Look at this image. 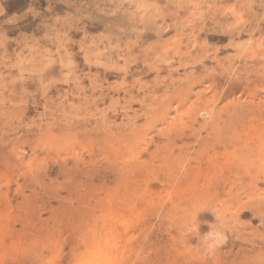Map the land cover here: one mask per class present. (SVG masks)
<instances>
[{
	"label": "rangeland",
	"instance_id": "obj_1",
	"mask_svg": "<svg viewBox=\"0 0 264 264\" xmlns=\"http://www.w3.org/2000/svg\"><path fill=\"white\" fill-rule=\"evenodd\" d=\"M0 264H264V0H0Z\"/></svg>",
	"mask_w": 264,
	"mask_h": 264
},
{
	"label": "bare ground",
	"instance_id": "obj_2",
	"mask_svg": "<svg viewBox=\"0 0 264 264\" xmlns=\"http://www.w3.org/2000/svg\"><path fill=\"white\" fill-rule=\"evenodd\" d=\"M58 45H59V44H58ZM60 49H61V48H60ZM87 52H88V51H87ZM90 52H91V51H90ZM58 54H59V53H58ZM65 54H66V53H65ZM88 54H89V53H88ZM64 57H65V56H64ZM68 57H69V56H68ZM92 58H93V57H92ZM64 59H65V58H64ZM50 60H51V59H50ZM51 61H52V60H51ZM60 61H61V60H60ZM60 61H59V62H60ZM62 61H63V60H62ZM71 61H72V60H71ZM62 63H63V62H62ZM34 64H35V63H34ZM29 65H30V64H29ZM60 65H62V64H60ZM36 67H37V66H36ZM65 67H66V66H65ZM34 69H36V68H34ZM34 69H33V70H34ZM39 70H40V69H39ZM38 74H39V73H38ZM92 85H93V84H92ZM97 86H98V85H97ZM130 86H131V85H130ZM142 97H143V96H142ZM127 102H128V101H127ZM103 119H105V118H103ZM110 123H111V122H110Z\"/></svg>",
	"mask_w": 264,
	"mask_h": 264
},
{
	"label": "clouds",
	"instance_id": "obj_3",
	"mask_svg": "<svg viewBox=\"0 0 264 264\" xmlns=\"http://www.w3.org/2000/svg\"><path fill=\"white\" fill-rule=\"evenodd\" d=\"M223 238V236H222V234H220V239H222ZM209 251L211 250V246L209 247V249H208Z\"/></svg>",
	"mask_w": 264,
	"mask_h": 264
}]
</instances>
